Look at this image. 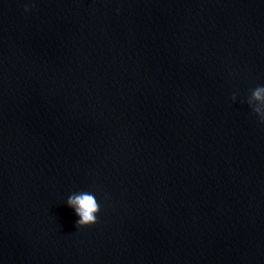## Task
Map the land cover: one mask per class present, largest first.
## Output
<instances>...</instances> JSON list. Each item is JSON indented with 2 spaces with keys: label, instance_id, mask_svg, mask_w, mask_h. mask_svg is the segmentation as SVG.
Here are the masks:
<instances>
[{
  "label": "water",
  "instance_id": "1",
  "mask_svg": "<svg viewBox=\"0 0 264 264\" xmlns=\"http://www.w3.org/2000/svg\"><path fill=\"white\" fill-rule=\"evenodd\" d=\"M261 87L264 0H0V264H264Z\"/></svg>",
  "mask_w": 264,
  "mask_h": 264
},
{
  "label": "clouds",
  "instance_id": "2",
  "mask_svg": "<svg viewBox=\"0 0 264 264\" xmlns=\"http://www.w3.org/2000/svg\"><path fill=\"white\" fill-rule=\"evenodd\" d=\"M25 11H30L26 7ZM254 98L264 104V87L258 88L254 92ZM258 112L262 113L261 121L264 122V111L258 108ZM68 205L74 209L76 215L79 217L77 220L78 226H88L98 222V214L101 211V205L98 202L97 196L88 191H83L74 194L68 198Z\"/></svg>",
  "mask_w": 264,
  "mask_h": 264
}]
</instances>
